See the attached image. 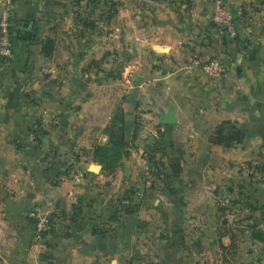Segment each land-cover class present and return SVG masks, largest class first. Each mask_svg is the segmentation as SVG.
Listing matches in <instances>:
<instances>
[{
  "label": "crops",
  "instance_id": "obj_1",
  "mask_svg": "<svg viewBox=\"0 0 264 264\" xmlns=\"http://www.w3.org/2000/svg\"><path fill=\"white\" fill-rule=\"evenodd\" d=\"M224 1L235 38L221 34L215 0L118 4L116 30L137 59L129 146L108 168L96 149L112 146L114 118L68 83L60 0H14V56H0V264H264V239L241 224L264 218V0ZM191 45L225 74L191 65ZM36 208L51 222L39 243Z\"/></svg>",
  "mask_w": 264,
  "mask_h": 264
},
{
  "label": "rangeland",
  "instance_id": "obj_2",
  "mask_svg": "<svg viewBox=\"0 0 264 264\" xmlns=\"http://www.w3.org/2000/svg\"><path fill=\"white\" fill-rule=\"evenodd\" d=\"M119 3H131L138 12L142 5L153 4L150 0H60L61 13L56 18L59 28L68 33V38H64L68 45V83L74 85L83 97H95L98 93L99 98L104 100L105 117L111 115L114 118V123L110 125V129L114 132H120L122 127V118L124 119L125 115L124 104L129 90L127 86L133 82L136 73L129 66L137 59L134 57L136 53L132 51V45L121 41L122 35L118 33L123 34V31L120 29L117 32L113 21ZM143 13L140 12L138 20H145ZM102 16L103 27L100 25L101 22L97 24ZM85 28L89 32L88 38L83 35ZM31 35L33 32L30 33ZM55 46L56 42L50 36L42 44V47L49 52L55 50ZM96 84L101 85L98 90L95 89ZM140 106L141 104L138 105ZM148 109L154 111L141 107L136 111V115L142 117V113H146ZM117 140L122 142L118 137ZM128 146L129 143L125 142L124 148ZM148 156L153 158L151 155ZM153 159V162L158 164L156 158ZM242 193H244L243 197H246L245 191ZM253 220L243 218L242 223L241 219L238 222L245 229L262 235L264 239V230L261 228V224L264 225V218H255L257 226L254 231L244 223Z\"/></svg>",
  "mask_w": 264,
  "mask_h": 264
},
{
  "label": "built area",
  "instance_id": "obj_3",
  "mask_svg": "<svg viewBox=\"0 0 264 264\" xmlns=\"http://www.w3.org/2000/svg\"><path fill=\"white\" fill-rule=\"evenodd\" d=\"M216 16L215 22L220 28L221 34L225 31L231 38L237 36L236 25L232 12L226 7L224 0H215ZM15 16L14 0H5L4 8L0 13V56L9 61L14 56V34L12 31V21ZM188 61L191 65L198 66L207 75L211 77L223 76L226 72L224 62L217 57L206 59L202 51L196 46L191 45L189 48ZM41 130V124L36 123L31 132L30 138L37 139V134ZM85 176L84 170H78L73 173L74 181L80 180ZM148 187L152 185V179L146 181ZM29 217L34 225V240L36 243L41 242L45 235L51 230V222L49 214L39 208L33 209L29 213ZM262 230L264 225L261 224Z\"/></svg>",
  "mask_w": 264,
  "mask_h": 264
},
{
  "label": "trees",
  "instance_id": "obj_4",
  "mask_svg": "<svg viewBox=\"0 0 264 264\" xmlns=\"http://www.w3.org/2000/svg\"><path fill=\"white\" fill-rule=\"evenodd\" d=\"M45 51L49 52L47 50H45ZM122 123H123V118H122ZM110 133L112 135V139L116 138L114 140L112 146H105V147L99 146L96 149V157L101 162H104L106 164V167H108V168L114 167L119 162V160L122 156L123 148L125 146V130H124L123 126L120 128V132L119 131L114 132L110 129ZM117 137L119 138V140L121 139L122 142H118ZM244 223L247 227H250V229H253V231H254L255 227L257 226L255 219L252 222H248V223L244 222ZM259 229L260 228H258V230ZM257 235L261 239H263L262 235H260V234H257Z\"/></svg>",
  "mask_w": 264,
  "mask_h": 264
},
{
  "label": "water",
  "instance_id": "obj_5",
  "mask_svg": "<svg viewBox=\"0 0 264 264\" xmlns=\"http://www.w3.org/2000/svg\"><path fill=\"white\" fill-rule=\"evenodd\" d=\"M21 36L22 37H26V34L25 33H21ZM162 122H172L173 121V118H169V117H162L161 118ZM93 170H98L100 168L99 165H93Z\"/></svg>",
  "mask_w": 264,
  "mask_h": 264
}]
</instances>
